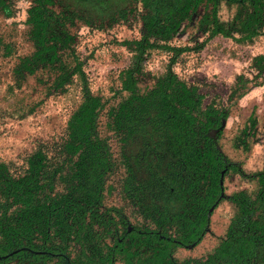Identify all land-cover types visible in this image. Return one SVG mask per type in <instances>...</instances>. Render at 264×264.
<instances>
[{
    "label": "trees",
    "instance_id": "obj_1",
    "mask_svg": "<svg viewBox=\"0 0 264 264\" xmlns=\"http://www.w3.org/2000/svg\"><path fill=\"white\" fill-rule=\"evenodd\" d=\"M111 1L32 0L26 24L36 49L19 58L14 74L23 78L39 67L55 65L64 51L73 56L75 35L70 27L76 21L103 27L106 19L113 24L131 12L129 6L111 9ZM130 1L141 4V36L131 41L134 63L124 71L122 82L130 98L119 104L115 125L124 135L122 142L137 143V157L147 175L138 179L130 173L124 190L154 228L129 226L120 209L103 203L113 161L97 129L102 101L90 92L78 62L71 74L80 78L83 99L68 120V136L62 145L67 161L54 167L38 148L28 156L27 168L18 177L0 163V256L6 255L0 264H115L118 260L124 264H264V160L261 170L249 176L258 181L256 192L239 190L228 197L236 211L213 253L204 261L174 259L177 247L197 244L205 235L210 209L226 197L224 175L229 170L244 172L208 136L227 111H202V95L171 68L144 94L138 93L135 78L147 50L171 52L170 63H174L191 49L168 41L194 18L205 35L204 43L217 35L239 42L261 35L264 0ZM222 2L235 8L227 24L218 17ZM0 11L12 13L7 0H0ZM66 162L70 169L64 189L52 193L59 168Z\"/></svg>",
    "mask_w": 264,
    "mask_h": 264
},
{
    "label": "rangeland",
    "instance_id": "obj_2",
    "mask_svg": "<svg viewBox=\"0 0 264 264\" xmlns=\"http://www.w3.org/2000/svg\"><path fill=\"white\" fill-rule=\"evenodd\" d=\"M7 1L12 13L4 15L0 11V163L13 177H18L27 168L28 156L38 148L45 151L54 167L67 161L63 160L62 145L68 136V120L83 99L80 78L71 74L80 62L90 92L102 101L97 129L99 136L106 139L113 161V170L104 184L103 203L120 209L129 226L154 228L124 190L125 178L130 173L138 179L147 175L145 164L137 157V143L130 139L122 142L124 135H120L115 125L119 104L130 98V92L122 89V82L124 71L134 63L136 52L131 41L141 36L140 2L112 0L111 9L129 6L131 12L113 24L106 19L103 27L76 21L70 27L75 35L73 56L64 51L57 64L39 67L33 74L19 78L14 74L19 58L31 55L36 49L26 24L32 0ZM234 13V7L220 3V22L227 24ZM262 31L261 35L245 41L217 35L204 43L205 35L197 29L194 18L184 22L168 41L170 45L190 50L170 63L171 52L149 49L137 65L139 94L152 89L171 68L181 81L194 86L202 95V111L209 108L216 113L227 111V117L221 120L223 126L212 129L220 128L214 140L244 172L229 170L224 175L226 197L211 210L208 229L200 242L174 250L173 257L179 263L189 258L204 261L213 253L236 211L228 197L239 190L250 194L257 190V179L249 176L261 170L264 160V27ZM69 166L68 162L60 166L52 193L63 191ZM115 264L124 262L118 260Z\"/></svg>",
    "mask_w": 264,
    "mask_h": 264
},
{
    "label": "water",
    "instance_id": "obj_3",
    "mask_svg": "<svg viewBox=\"0 0 264 264\" xmlns=\"http://www.w3.org/2000/svg\"><path fill=\"white\" fill-rule=\"evenodd\" d=\"M223 124H224V121H222L220 128L223 126ZM219 129H215V130L210 131L209 136L215 139V136H216L217 132L219 131ZM212 209H213V207L210 209V212ZM209 217H210V214H209ZM1 258H4V257H0V259Z\"/></svg>",
    "mask_w": 264,
    "mask_h": 264
}]
</instances>
